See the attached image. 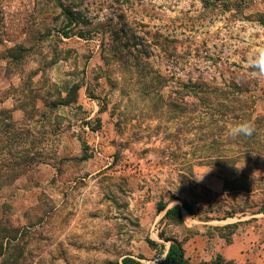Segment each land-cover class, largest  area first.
<instances>
[{
	"label": "rangeland",
	"instance_id": "rangeland-1",
	"mask_svg": "<svg viewBox=\"0 0 264 264\" xmlns=\"http://www.w3.org/2000/svg\"><path fill=\"white\" fill-rule=\"evenodd\" d=\"M261 18L264 0H0V264H148L147 239L169 244L160 232H196L210 253L225 242L208 225L248 219L235 234L264 241L257 207L193 226L223 215L210 207L264 199V166L239 157V181L262 190L222 195L215 134L203 138L209 120L180 92L235 83L264 115V77L249 63ZM171 102L188 107L172 115ZM222 140L228 154L240 147ZM160 202L195 216L174 225Z\"/></svg>",
	"mask_w": 264,
	"mask_h": 264
},
{
	"label": "trees",
	"instance_id": "trees-1",
	"mask_svg": "<svg viewBox=\"0 0 264 264\" xmlns=\"http://www.w3.org/2000/svg\"><path fill=\"white\" fill-rule=\"evenodd\" d=\"M67 11V10H66ZM68 13V12H67ZM263 17V16H262ZM261 24L264 23V19L258 20ZM181 96H191L193 99L198 101L199 105L203 108V116H207L209 122H202L206 127V131H202L203 138H209L214 135V144L209 147L216 154L215 157L220 160L219 163H216L215 166L219 167V173L221 174V179L223 181V194L228 195L231 193L240 194H252L256 190H262V187L259 186L255 189H250L249 185L240 182V178H243L242 169L239 168V157L243 156L247 159L253 160L255 162V168L264 166V115L255 116L254 114V101L252 95L246 93V89L241 87V85H236L235 83H229L224 85V89H219L218 86H212L207 83H199L188 81L187 83L182 84L180 89ZM250 106V110L248 111ZM187 105H177L176 103H169L168 111L172 115H182L184 110L187 109ZM230 120V124L234 125L238 122L242 123L245 121H250L254 124L255 131L251 136H239L236 138L228 135L226 131V123ZM202 125V126H203ZM199 128H203V127ZM214 127V128H212ZM212 128V129H211ZM214 131V133H213ZM227 132V133H226ZM200 134V133H199ZM232 139L234 143L240 145V147H233L234 151L232 154L225 152V147L223 145V137ZM241 143V144H240ZM236 148V149H235ZM227 153V155H226ZM246 164V163H245ZM262 164V165H261ZM255 208L254 211L250 213L251 216L255 214H264V199L259 203H250L242 206H237L236 209H221L217 206L216 209L210 207L206 214L217 212L223 213L222 216L204 217L203 219L197 218L201 222H209L212 220H225L227 218H233L237 213L241 215L246 214V209ZM162 220L170 221L174 225L183 226L182 211H185L190 216H195L194 211L191 205L187 202H182L180 204L173 205L169 208L166 207V204L160 202L157 205V212H163ZM255 219L254 217L252 218ZM239 221L232 224H225L223 226H208L207 228L213 232L217 233V236L224 240L225 244H230L232 236L235 234V230L238 225L249 222ZM198 233H191L186 235L182 239L164 237L163 233L160 232L157 236L159 240L163 242H168V246L165 248V245L162 243H156L149 239L146 240L147 245L161 254L164 249H166L165 257L162 264H190L187 258L185 257V252L183 249V244L188 238H191ZM212 238L213 236H208L207 238ZM1 246V245H0ZM0 250V256H2ZM132 261L129 258H123L122 264H130ZM6 264V262H3ZM199 264H233L232 261H225L220 255H216L215 259L211 262H201Z\"/></svg>",
	"mask_w": 264,
	"mask_h": 264
},
{
	"label": "crops",
	"instance_id": "crops-1",
	"mask_svg": "<svg viewBox=\"0 0 264 264\" xmlns=\"http://www.w3.org/2000/svg\"><path fill=\"white\" fill-rule=\"evenodd\" d=\"M184 214L190 217L185 211H182V219ZM217 223L222 222L217 220ZM212 221H209L212 222ZM193 222V221H192ZM193 226L206 224L196 219ZM207 225V224H206ZM214 226V225H208ZM216 226V225H215ZM223 226V225H217ZM195 230H199L198 227ZM199 234L188 238L183 244L185 257L190 264H199L201 262H211L215 259L216 255H220L225 261H232L233 264H264V241L258 240L255 233L247 230L242 234H234L230 244L220 245L215 247L213 252H206L207 240L203 239ZM153 254L160 255L154 249H151Z\"/></svg>",
	"mask_w": 264,
	"mask_h": 264
},
{
	"label": "clouds",
	"instance_id": "clouds-1",
	"mask_svg": "<svg viewBox=\"0 0 264 264\" xmlns=\"http://www.w3.org/2000/svg\"><path fill=\"white\" fill-rule=\"evenodd\" d=\"M250 66L254 69L251 73L255 77H264V47H260L256 50L254 58L250 61ZM255 131L254 124L250 121L238 122L234 125H229L228 135L233 138L239 136H251Z\"/></svg>",
	"mask_w": 264,
	"mask_h": 264
},
{
	"label": "built area",
	"instance_id": "built-area-1",
	"mask_svg": "<svg viewBox=\"0 0 264 264\" xmlns=\"http://www.w3.org/2000/svg\"><path fill=\"white\" fill-rule=\"evenodd\" d=\"M84 129L88 132V127H84ZM100 132L98 131H90V134L92 136H95V138L98 140V135H99ZM94 150L98 152L99 148H97L96 146L94 147ZM98 156H100V153H98ZM110 164V163H109ZM165 252H166V249H164V251L158 255L157 257L151 259V260H148L146 261V263L148 264H162L163 260H164V257H165Z\"/></svg>",
	"mask_w": 264,
	"mask_h": 264
}]
</instances>
